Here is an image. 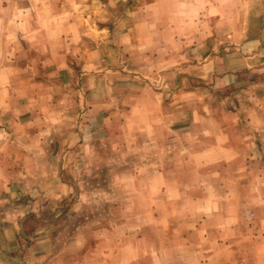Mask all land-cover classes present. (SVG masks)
<instances>
[{"label": "crops", "instance_id": "1", "mask_svg": "<svg viewBox=\"0 0 264 264\" xmlns=\"http://www.w3.org/2000/svg\"><path fill=\"white\" fill-rule=\"evenodd\" d=\"M31 11L35 16L25 21L33 22V30L24 27L22 33L36 36L41 53L36 63L46 70L32 71L22 63L20 71L0 74V117L10 118L0 129V264H264V234L252 235L232 216L233 201L192 202L189 208L205 213L186 217L189 230L171 229L168 222L161 234L151 227L145 234L130 233L117 218L107 226L105 219L76 216L70 221L79 227L62 234L56 214L60 191H51L46 206L45 188L31 185L34 200L24 202V178L39 170L33 163L10 166L40 160L41 154L12 153L26 137L9 138L4 129L54 127L62 108L60 83L77 80L81 100L64 109L74 114L82 109L85 134L94 139L118 143L142 131L150 144L167 146L177 137L190 149L210 146L213 160H225L221 154L232 155L242 146L249 163L250 127L264 129V100L243 104L241 112L210 101L219 91L239 87L245 72L264 66V0H147L118 28L117 49L101 35L91 46L89 23L80 27L68 10H47L45 20V8ZM28 114V121L21 119ZM243 114L247 123L240 120ZM191 154L195 157L197 149Z\"/></svg>", "mask_w": 264, "mask_h": 264}, {"label": "rangeland", "instance_id": "2", "mask_svg": "<svg viewBox=\"0 0 264 264\" xmlns=\"http://www.w3.org/2000/svg\"><path fill=\"white\" fill-rule=\"evenodd\" d=\"M146 3L147 0H0V74L16 73L22 63L30 64L32 71L46 70L43 63H36L41 54L36 36L32 32L22 33L24 27L27 31L33 30V22L25 21L30 15L35 16L31 11L33 7L45 8L44 20L50 9L68 10L80 27L84 21L89 23L86 40L91 46L96 45V38L101 35L117 49L118 28H123L122 22L130 10L143 9ZM26 9L28 13L24 14ZM67 20L64 17V22ZM27 36H30L28 40L23 39ZM242 78L244 81H240L239 87L219 91L210 104L241 112L247 104L251 106L264 100V66L252 68ZM16 84L20 86L18 81ZM68 84L60 83L59 92H63L57 101L62 108L57 121H53L54 127L34 126L21 132L4 128L9 138L26 137L27 142L21 149L12 147V153L41 154L40 160L36 157L33 162H10V166L23 169L33 163L39 170L35 177L24 178L27 184L24 202L34 200L28 190L31 185L45 188L41 198L46 206L51 201V191H60L62 203L56 214L62 234L79 227L77 221H70L76 216L105 219L107 226L117 218L118 224L130 233L145 234L151 227L161 234L169 227L168 222L171 229L186 230L191 227L183 224L186 217L195 211L203 212L188 205L192 207V202L200 200L233 201L228 207L232 216L243 220L252 235L264 234V129L250 127L254 142L247 148L251 151L249 163L244 160L242 146L232 155L221 154L227 158L225 160H213L210 157L215 155L206 150L211 149L210 146L198 145L190 149L177 137L167 146L150 144L142 131L122 136L118 143L109 138L97 140L85 134L88 129L83 128L82 109L78 112L75 108V114L65 111L64 107L73 100L76 103L81 100L80 82ZM20 117L26 121L30 119L29 114ZM3 119L10 121L5 116ZM3 119L1 116L0 129ZM240 120L247 123L244 114ZM194 149H197L195 157L191 154ZM172 204H181V208L173 209Z\"/></svg>", "mask_w": 264, "mask_h": 264}]
</instances>
